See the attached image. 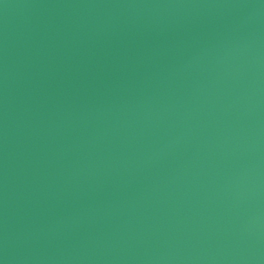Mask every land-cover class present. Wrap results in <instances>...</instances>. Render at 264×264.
Segmentation results:
<instances>
[{"label": "water", "instance_id": "water-1", "mask_svg": "<svg viewBox=\"0 0 264 264\" xmlns=\"http://www.w3.org/2000/svg\"><path fill=\"white\" fill-rule=\"evenodd\" d=\"M0 264H264V0H0Z\"/></svg>", "mask_w": 264, "mask_h": 264}]
</instances>
